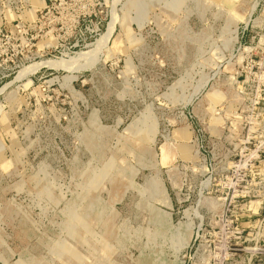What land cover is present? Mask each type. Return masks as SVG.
Returning a JSON list of instances; mask_svg holds the SVG:
<instances>
[{
    "label": "rangeland",
    "instance_id": "rangeland-1",
    "mask_svg": "<svg viewBox=\"0 0 264 264\" xmlns=\"http://www.w3.org/2000/svg\"><path fill=\"white\" fill-rule=\"evenodd\" d=\"M47 3L0 0V264H264V0Z\"/></svg>",
    "mask_w": 264,
    "mask_h": 264
},
{
    "label": "bare ground",
    "instance_id": "bare-ground-1",
    "mask_svg": "<svg viewBox=\"0 0 264 264\" xmlns=\"http://www.w3.org/2000/svg\"><path fill=\"white\" fill-rule=\"evenodd\" d=\"M41 3H39V2H36V5H40ZM43 4H45V3H43ZM42 4V5H43ZM34 8V6L32 5V8L31 9H33ZM36 8L37 7H35L34 8V10H32L33 12H35V10H36ZM26 14H27V11L25 12ZM29 14V13H28ZM113 15L114 16H116L115 14H114V11H113ZM114 18L115 17H113V20H114ZM114 22V21H113ZM114 23L113 24H111L110 25V28H109V30H108V32L107 33H105V34H102V36L97 40V42H95L96 44H94V47L92 48V50L90 49V51L88 50V52L87 51H85L84 53H80L77 57H75V58H71L70 60H63V61H50V60H48V61H45V62H40L38 65H37V67L38 66H42V65H47V66H50V67H63V68H69L70 67V65H73V64H75V61H80L81 59H85L86 61H87V63H89V62H91L93 59H95V57L97 56V53L101 50V49H103L106 45V41L108 42V40L107 39H109V37H110V34L112 33V30H113V28H114ZM113 34V33H112ZM87 52V53H86ZM99 56H100V54H99ZM92 63H94V62H91V64ZM33 65V64H32ZM34 67H36V66H33V67H28V68H26V69H24V70H22V71H20V73H19V75L21 76L22 74H25V73H27V72H29V71H35L34 69ZM22 76H24V75H22Z\"/></svg>",
    "mask_w": 264,
    "mask_h": 264
},
{
    "label": "built area",
    "instance_id": "built-area-1",
    "mask_svg": "<svg viewBox=\"0 0 264 264\" xmlns=\"http://www.w3.org/2000/svg\"><path fill=\"white\" fill-rule=\"evenodd\" d=\"M61 1V0H60ZM53 4V3H52ZM52 4H48V3H46L45 5H44V7L42 8V9H40V11L41 10H44V11H46V13H50V11H51V9L53 8L52 7ZM90 43H86V45H85V47L86 46H88Z\"/></svg>",
    "mask_w": 264,
    "mask_h": 264
},
{
    "label": "crops",
    "instance_id": "crops-1",
    "mask_svg": "<svg viewBox=\"0 0 264 264\" xmlns=\"http://www.w3.org/2000/svg\"><path fill=\"white\" fill-rule=\"evenodd\" d=\"M33 1H34L35 3H36V2H39V3H41V4H40L41 6H44V5L47 3L48 0H37V1H36V0H33ZM31 3H32V2H31ZM43 3H45V4H43ZM42 4H43V5H42ZM41 6H38V7H41ZM30 14H34V12L31 11V12H29V15H30Z\"/></svg>",
    "mask_w": 264,
    "mask_h": 264
}]
</instances>
